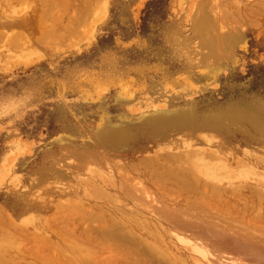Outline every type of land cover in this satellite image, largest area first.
Listing matches in <instances>:
<instances>
[{
  "label": "rangeland",
  "instance_id": "rangeland-1",
  "mask_svg": "<svg viewBox=\"0 0 264 264\" xmlns=\"http://www.w3.org/2000/svg\"><path fill=\"white\" fill-rule=\"evenodd\" d=\"M3 1L22 36L11 23L41 4L48 40L0 27V264H171L143 214L164 203L246 204L225 220L264 252V0H171L155 43L141 29L154 0ZM207 35L235 40L209 60ZM168 167L225 193L198 198Z\"/></svg>",
  "mask_w": 264,
  "mask_h": 264
},
{
  "label": "bare ground",
  "instance_id": "bare-ground-1",
  "mask_svg": "<svg viewBox=\"0 0 264 264\" xmlns=\"http://www.w3.org/2000/svg\"><path fill=\"white\" fill-rule=\"evenodd\" d=\"M13 1L14 0H11L10 3L13 4L14 3ZM5 6L2 2L0 3V7L3 8ZM40 6L41 4L37 2L29 3L28 8H30V11L26 15L25 19L23 18L17 23H15L14 21L13 23H11L15 25L16 28H18V25L20 27L21 26L23 27V28L21 27L23 29L22 30L23 32H20V33H23V36L18 35L12 26H4L2 22L0 21V27L2 26L4 28V30H1V33L6 34L9 38H11L10 43L12 42V44H16L20 42L21 39H23L24 37L26 38L28 37L32 39L33 42H37L38 40L39 41L48 40V35L42 36V34H40L42 33V30H41L42 25L40 21L41 16L39 15L42 13ZM1 15L2 14H0V19H2ZM230 18H229V22L231 20ZM37 33L39 34L40 37L36 36ZM234 40H235L234 37H231V36L221 38L218 35L217 36L207 35L202 41V51H203L204 58L212 60L219 56H222L223 53L230 50V45L232 44L231 41H234ZM209 138H210L209 136H205L206 141H208ZM183 153L178 154L176 156L174 154V157L172 159L176 160L178 158L181 160V156H185ZM158 166L159 164L156 167ZM160 166L161 168L163 167L162 164H160ZM163 170H161L164 173L161 178H164V179H167L168 181L173 182L175 185H178V187L188 186L191 189L193 188L196 190L197 188L201 190V192L203 191L204 194L201 193L203 196L200 195L202 197H198V198L202 199L203 197H207V199L209 198L214 199V197L218 198V195H220L222 192L225 193V191H222V190H225L224 185L223 184L220 185L219 184L220 182L219 183L218 182L214 183V181L210 182L207 180L208 178H206V181L203 180L204 182L201 183V180L199 179L200 177H198V175L206 176V174L203 172H193V171L188 172L187 169L186 170L185 169L184 170L182 169L181 170L180 169L171 170L170 168H169V171L168 169H166L165 171ZM199 187H203V188H199ZM120 188H122L121 185H120ZM125 189H127V187H125L124 190ZM143 191H146V190H143ZM147 192H144L145 195H148L149 192L148 193ZM194 192H197V190ZM228 192L231 195H234V193L236 194V190H229ZM237 192H238L237 194H240L241 196H243L240 191H237ZM148 197H151V195ZM230 197L228 198L230 199ZM132 199L133 198L131 197V200ZM223 199L226 200V198H223ZM194 204L196 205L197 203L193 202V205ZM245 205H243V207L241 208H245L244 209L245 214H249V212L251 211V207L245 206ZM192 207L193 208H190L192 210L191 212H183L184 210L181 211V210H178V208H174V207H170V208L167 207L169 209H165V203H164L160 207V210L157 211V213L155 211H152L153 209L147 210L148 207L147 209L145 208L146 211L145 213H143L148 219L147 224L151 227L152 226L155 227L154 228L155 230L152 232L151 235H149L150 234L149 232H146V233H149L148 235L150 238L148 240H150V242H152L156 247L166 248V251L169 253V255L173 259V261H170L171 264H202L204 262L207 264H210L211 262L210 258H213V257L215 258L217 254L229 256L230 258L229 257L228 258L229 260H231L230 264H260L261 262L264 261V252L256 249L255 246L250 245L249 243L251 242V240L249 243L244 242L243 239H242L243 242L241 241V238L243 236H245L248 240L251 238L252 234L250 233L251 235L249 236L248 235L249 232L243 233L244 231L242 230L246 228H242V230H240L241 228L237 227L236 226L237 224H235V222H229V219H227L228 221L225 220L227 217H230L231 220L232 218L240 217L239 214H242L243 212L240 207L238 208V207L233 206V207L225 208L224 205H220L215 202L210 207H205L204 211H197L195 210L197 207L195 206H192ZM149 208H152V207H149ZM220 216L221 217L223 216L222 219H219L221 218ZM248 224H250V222H248ZM247 231H248V228H247ZM239 235L240 237H238ZM218 256L216 257L217 259L215 258L216 260H218ZM221 257L222 256H220V259H219L220 261L223 260L221 259ZM159 260L160 259H158V261ZM158 263L156 262L155 264H158ZM166 263H167V260L164 259L163 264H166Z\"/></svg>",
  "mask_w": 264,
  "mask_h": 264
},
{
  "label": "trees",
  "instance_id": "trees-1",
  "mask_svg": "<svg viewBox=\"0 0 264 264\" xmlns=\"http://www.w3.org/2000/svg\"><path fill=\"white\" fill-rule=\"evenodd\" d=\"M170 1L171 0H154L147 5L142 19L141 29L142 35L148 37L149 41L152 43H155L156 39L150 36L154 33L153 30L164 21Z\"/></svg>",
  "mask_w": 264,
  "mask_h": 264
}]
</instances>
